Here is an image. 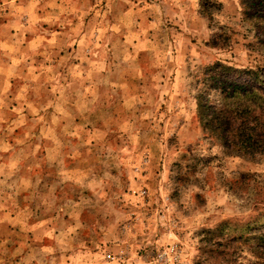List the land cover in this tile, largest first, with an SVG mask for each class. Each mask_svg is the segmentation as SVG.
<instances>
[{
	"label": "rangeland",
	"instance_id": "1",
	"mask_svg": "<svg viewBox=\"0 0 264 264\" xmlns=\"http://www.w3.org/2000/svg\"><path fill=\"white\" fill-rule=\"evenodd\" d=\"M246 4L0 0V264H264L217 231L264 212V156L198 109L264 65Z\"/></svg>",
	"mask_w": 264,
	"mask_h": 264
},
{
	"label": "trees",
	"instance_id": "2",
	"mask_svg": "<svg viewBox=\"0 0 264 264\" xmlns=\"http://www.w3.org/2000/svg\"><path fill=\"white\" fill-rule=\"evenodd\" d=\"M246 3L245 9L254 11L247 13V19L258 32L264 52V0H246ZM206 76L214 98L206 94L199 99L203 131L222 144L228 155L264 156V65L237 69L217 63L206 70ZM225 230L233 241L252 244L260 259H264V212L242 227L224 222L217 231L224 234ZM216 239L213 246H222L223 239Z\"/></svg>",
	"mask_w": 264,
	"mask_h": 264
},
{
	"label": "built area",
	"instance_id": "3",
	"mask_svg": "<svg viewBox=\"0 0 264 264\" xmlns=\"http://www.w3.org/2000/svg\"><path fill=\"white\" fill-rule=\"evenodd\" d=\"M108 259H113V255L112 254H108Z\"/></svg>",
	"mask_w": 264,
	"mask_h": 264
}]
</instances>
